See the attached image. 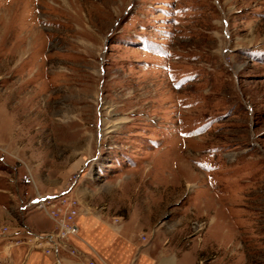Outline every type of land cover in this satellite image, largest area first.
<instances>
[{"label": "rangeland", "instance_id": "rangeland-1", "mask_svg": "<svg viewBox=\"0 0 264 264\" xmlns=\"http://www.w3.org/2000/svg\"><path fill=\"white\" fill-rule=\"evenodd\" d=\"M71 184L68 264H264V0H0V248Z\"/></svg>", "mask_w": 264, "mask_h": 264}, {"label": "crops", "instance_id": "crops-1", "mask_svg": "<svg viewBox=\"0 0 264 264\" xmlns=\"http://www.w3.org/2000/svg\"><path fill=\"white\" fill-rule=\"evenodd\" d=\"M76 182H75V185H76ZM75 185H73L72 188ZM87 187H88L87 185H84V187L82 188L83 190L81 188H78V192L83 193L85 190H87ZM34 199H35V197H33L29 201V205H30V203H32L34 201ZM151 200L152 199L146 201L147 204ZM214 218L215 217L213 216V220H214ZM77 223H78L79 229H80V225L83 226L82 231L84 233L87 230L90 232V233L86 232V235H89V237L92 234H96L97 236H101L102 238H105L108 242L113 243L114 245L109 246V247H112V250L117 248L116 240H114L115 235L113 236V234L106 231L99 223H97V221H94L93 219L88 218V217H81L80 220L77 221ZM33 224H34V221H33ZM21 228L23 231L18 232V231L14 230L15 232L12 233V235L13 236H15V235L21 236L23 234L26 235L28 232H33L32 228L28 225H25V223L22 224ZM133 229H134V227H131L130 230L128 231V233L133 232ZM148 247L149 246L142 247L141 249H139V251L142 252V254H143V260H145L146 257L148 258V255L150 256V251H148ZM154 253L157 254L158 252H154ZM60 254H61V251L58 250L51 257V256L43 255L42 252H40L39 250L31 249L30 247L26 246L25 244H21L18 246L4 245L0 248V264H68L66 261H64V258L60 257ZM140 256H142V255H140ZM163 256H160L159 257L160 259H158V261L154 260V263L160 262L162 264V262H165V264H172V262H175V264H176V261L179 259V257L176 258V256H172L171 254L165 255L164 257ZM172 257H173V260H172ZM174 259H175V261H174ZM76 264H79V263H76Z\"/></svg>", "mask_w": 264, "mask_h": 264}, {"label": "built area", "instance_id": "built-area-1", "mask_svg": "<svg viewBox=\"0 0 264 264\" xmlns=\"http://www.w3.org/2000/svg\"><path fill=\"white\" fill-rule=\"evenodd\" d=\"M75 181L76 180H74L73 183ZM72 184L68 190L62 192L61 194V196H63L62 198H58L60 197V195H46V196H42L43 198L41 197L42 199L40 200L38 196L31 203V204H37L38 207H44L45 204H50L51 202H53V199L58 198L57 200L61 205L56 209H52L51 211L46 208V211L47 213H49L50 216L54 217V214L60 216L59 219L57 220V224H55L58 231L57 234L44 235V234H37L34 232L29 233L32 238L29 237L27 242L30 244L29 247L31 249L35 248L43 253L54 254L58 251L59 248L58 244L56 243V240H58V238L68 239L72 235H76L78 233L79 226L76 221V215L78 214L79 211L78 200L76 198H70L67 195L73 186ZM22 242L26 243V241H22Z\"/></svg>", "mask_w": 264, "mask_h": 264}, {"label": "bare ground", "instance_id": "bare-ground-1", "mask_svg": "<svg viewBox=\"0 0 264 264\" xmlns=\"http://www.w3.org/2000/svg\"><path fill=\"white\" fill-rule=\"evenodd\" d=\"M41 197H42V196H39V199H40V200L43 198V197H42V198H41Z\"/></svg>", "mask_w": 264, "mask_h": 264}]
</instances>
